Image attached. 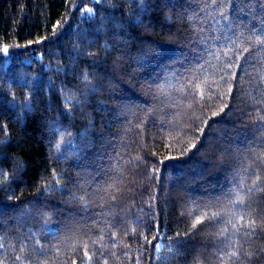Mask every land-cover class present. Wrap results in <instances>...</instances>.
I'll return each instance as SVG.
<instances>
[{
  "label": "trees",
  "instance_id": "1",
  "mask_svg": "<svg viewBox=\"0 0 264 264\" xmlns=\"http://www.w3.org/2000/svg\"><path fill=\"white\" fill-rule=\"evenodd\" d=\"M0 264H264V12L0 0Z\"/></svg>",
  "mask_w": 264,
  "mask_h": 264
},
{
  "label": "snow or ice",
  "instance_id": "2",
  "mask_svg": "<svg viewBox=\"0 0 264 264\" xmlns=\"http://www.w3.org/2000/svg\"><path fill=\"white\" fill-rule=\"evenodd\" d=\"M224 3L227 4H236L237 9L244 13L245 15L248 12H264V0H222V6ZM227 11V9H225V12ZM222 15H224V13H222ZM224 18L227 19V16L224 15ZM7 49H5L6 51ZM87 78V77H85Z\"/></svg>",
  "mask_w": 264,
  "mask_h": 264
},
{
  "label": "rangeland",
  "instance_id": "3",
  "mask_svg": "<svg viewBox=\"0 0 264 264\" xmlns=\"http://www.w3.org/2000/svg\"><path fill=\"white\" fill-rule=\"evenodd\" d=\"M96 1H100V0H96Z\"/></svg>",
  "mask_w": 264,
  "mask_h": 264
}]
</instances>
